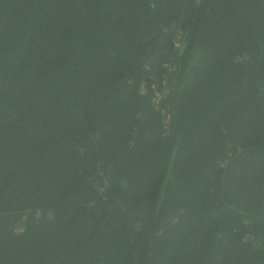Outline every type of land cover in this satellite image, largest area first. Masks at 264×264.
Here are the masks:
<instances>
[{"label": "trees", "instance_id": "1", "mask_svg": "<svg viewBox=\"0 0 264 264\" xmlns=\"http://www.w3.org/2000/svg\"><path fill=\"white\" fill-rule=\"evenodd\" d=\"M0 264H264V0H0Z\"/></svg>", "mask_w": 264, "mask_h": 264}, {"label": "water", "instance_id": "2", "mask_svg": "<svg viewBox=\"0 0 264 264\" xmlns=\"http://www.w3.org/2000/svg\"><path fill=\"white\" fill-rule=\"evenodd\" d=\"M143 207H144V206H143ZM143 207H142V208H143ZM46 216H47L48 219H52V217H53L52 214H51L50 212L46 213ZM36 217H40V214H37Z\"/></svg>", "mask_w": 264, "mask_h": 264}]
</instances>
